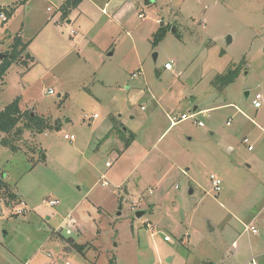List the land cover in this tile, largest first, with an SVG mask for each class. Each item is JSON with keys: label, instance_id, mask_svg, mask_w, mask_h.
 Masks as SVG:
<instances>
[{"label": "rangeland", "instance_id": "1", "mask_svg": "<svg viewBox=\"0 0 264 264\" xmlns=\"http://www.w3.org/2000/svg\"><path fill=\"white\" fill-rule=\"evenodd\" d=\"M62 2L0 0L15 7L0 52L16 35L27 44L0 80V109L19 97L47 124L19 123L17 148L0 144L17 195L8 204L0 190V264L228 262L212 246L228 250L238 219H264V0H82L66 18ZM182 114L195 115L170 123Z\"/></svg>", "mask_w": 264, "mask_h": 264}, {"label": "trees", "instance_id": "2", "mask_svg": "<svg viewBox=\"0 0 264 264\" xmlns=\"http://www.w3.org/2000/svg\"><path fill=\"white\" fill-rule=\"evenodd\" d=\"M82 0H65L60 6L59 10L61 12V15L63 17H67L70 11L74 8H76L79 3ZM15 7L7 5L5 7H0V13L4 12V14L7 16V19L12 16L14 12ZM166 27H161L157 32V37L163 38L165 35ZM27 44L23 43L20 36L16 35L13 39V46L11 51L5 52L7 55L4 56L0 60V80L3 79V77L6 75L8 69L10 66L23 57V51L25 50V46ZM26 57H29V54L26 55ZM234 71H229L225 75H219L215 77L214 85H216L217 88L220 90L223 89L230 81H232L234 77ZM23 122V126L27 129L35 130L36 132H41L44 130L47 126L46 119L44 117H39L37 115L31 116L30 113L26 111H22L19 107V97H16L13 101L6 104L1 110H0V132L3 133V137L0 138V144L3 146L8 147L9 149H16V145L9 142V139H15V137L18 138L20 135V128L18 126L19 123ZM11 136V137H10ZM0 190L7 191L5 192V198H8V204L9 201H14L17 199V195L14 192H8V185L5 184L1 178H0ZM10 201V202H11ZM53 237L59 241H62L64 243H70L71 239L69 237H65L64 235L54 231ZM109 264H114L113 261H110Z\"/></svg>", "mask_w": 264, "mask_h": 264}, {"label": "crops", "instance_id": "3", "mask_svg": "<svg viewBox=\"0 0 264 264\" xmlns=\"http://www.w3.org/2000/svg\"><path fill=\"white\" fill-rule=\"evenodd\" d=\"M64 1L65 0H63V2ZM0 53L1 54H6L5 52H0ZM108 54L110 55L111 53H108ZM247 167L250 168L251 165L249 164ZM262 211H264V210L262 209ZM260 217H261V212H259L257 215H253V216L249 217L247 223H244L245 217L243 219L242 218L241 219H238L240 221V223L242 224V226H243V231H244V227L246 225L253 224L257 228H259L260 230H262V232H263V233L261 232L262 234H260V236H255L256 238H254V239L250 238L249 241H248V247L244 251L242 250V247L237 244V240L240 238V236L242 235V232L243 231L242 232H239V234L232 239V241L230 242V245L231 246L228 248V250L226 248H224V247L215 248L214 246H212V251L215 250V253L217 254V257H219L220 259L227 257L226 260H228V262L223 261V264H231L233 262V259L236 258L240 254V252H245V251L248 252V256H247V258L242 259V262L240 264H243V263L247 262L251 258L254 259V261H255L256 264H264V247H263L264 246V219L263 218H260ZM227 232L229 234H236V233H238L237 232V229L234 226H232V225H229V227L227 229ZM252 235H255V234H252ZM62 243H64V242H62ZM219 261L216 262V263H214L213 260L212 261L209 260L207 262V264H219ZM24 264H27V263H24ZM44 264H55V263L53 262V263H44ZM65 264H68V263L65 262Z\"/></svg>", "mask_w": 264, "mask_h": 264}, {"label": "built area", "instance_id": "4", "mask_svg": "<svg viewBox=\"0 0 264 264\" xmlns=\"http://www.w3.org/2000/svg\"><path fill=\"white\" fill-rule=\"evenodd\" d=\"M47 9L49 10L50 8L47 7ZM138 16L139 17H142V15H140V14ZM0 18L3 21H5L7 19V16L4 14V12H1L0 13ZM157 22H158V20H157ZM163 68L165 70H172V61L165 62L163 64ZM48 92L49 93H53V90L52 89H49ZM261 99H262V96L260 95V93H256L255 96H254V99L252 100V104H253L254 108L258 109L259 107H261ZM194 115L195 114H190V115L182 114L181 116H179V118H176V117H173V116L172 117L169 116V120H170V123L171 124H174V123H176L178 121L185 120V119H187L189 117H192ZM93 117H96V114H94ZM196 123L199 126L203 125V123L201 121H199V120H197ZM228 123H229V121H227V124ZM63 137L65 139H69V140H73L74 139V135H72V134L71 135L64 134ZM243 141L245 143H247L248 142V139L247 138H244ZM247 149L248 150L252 149V147H251L250 144H247ZM210 179H211V184H212L213 190L214 191H219L220 190L221 180L217 176H215L213 174L210 175ZM104 184H106V182H104ZM21 204H22L21 207H17L15 209V214H22V213L25 212L26 205L23 202H21ZM46 204H48V205H56V204H59V200H57V199H49V200L46 201ZM244 232H246L248 234L249 233L250 234H257L258 233V228L255 225H253V224H248V225H246L244 227ZM164 239L168 240L169 238L167 236H165ZM243 264H256V263H255L254 259L251 258L250 260H248L247 262H245Z\"/></svg>", "mask_w": 264, "mask_h": 264}, {"label": "water", "instance_id": "5", "mask_svg": "<svg viewBox=\"0 0 264 264\" xmlns=\"http://www.w3.org/2000/svg\"><path fill=\"white\" fill-rule=\"evenodd\" d=\"M227 41H230V37L229 36H227ZM7 54H1L0 53V60L4 57V56H6ZM154 60L156 59V54H154ZM26 64V63H25ZM245 96L246 97H248V95H249V91H245ZM194 110H196V106H194V108H193ZM31 116H32V114H31ZM192 192V190L190 189L189 190V193H191ZM142 214V211H136V215L139 217L140 215ZM213 229V228H212Z\"/></svg>", "mask_w": 264, "mask_h": 264}]
</instances>
